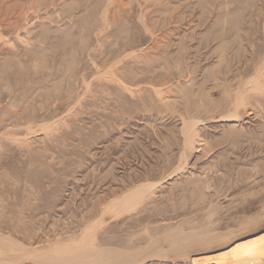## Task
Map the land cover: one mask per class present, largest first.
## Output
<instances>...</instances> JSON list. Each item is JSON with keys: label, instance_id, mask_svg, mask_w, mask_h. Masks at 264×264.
I'll return each instance as SVG.
<instances>
[{"label": "rangeland", "instance_id": "374dc122", "mask_svg": "<svg viewBox=\"0 0 264 264\" xmlns=\"http://www.w3.org/2000/svg\"><path fill=\"white\" fill-rule=\"evenodd\" d=\"M42 261L264 264V0H0V264Z\"/></svg>", "mask_w": 264, "mask_h": 264}, {"label": "bare ground", "instance_id": "6f19581e", "mask_svg": "<svg viewBox=\"0 0 264 264\" xmlns=\"http://www.w3.org/2000/svg\"><path fill=\"white\" fill-rule=\"evenodd\" d=\"M40 249H41V248H40ZM40 249H38V251H39V252H41V254H40V255H45V254H44V252H43V251H41L42 249H41V250H40ZM36 251H37V249H36ZM24 252H25V251H23V252H22V253L24 254V256H25V255H26V256H28V254H27V253H29V252H26V253H24ZM20 253H21V251H20ZM35 253H36V255H35V254H33V253H29V255L31 256V255L33 254V255L37 256V252H35ZM42 253H43V254H42ZM17 254H19V253H17ZM57 254H58V253H57ZM57 254H55V255H57ZM19 255H20V254H19ZM19 255H18V256H19ZM40 255H39V257L37 256V258H39V259H38V260H36V261H39V260H41L40 258H41L42 256H40ZM47 255H48V254H47ZM49 255H50V254H49ZM60 255H61V253H60ZM24 256H22V257H24ZM30 256H29V257H30ZM19 257H20V256H19ZM29 257H27V258L29 259ZM31 257H32V256H31ZM33 257H34V256H33ZM20 258H21V257H20ZM25 258H26V257H25ZM27 258H26V259H27ZM35 258H36V257H35ZM63 258H64V257H63ZM30 259H31V258H30ZM32 261H33V260H32ZM29 262H30V261H29ZM39 263H44V264H45V262H44V261H42V262H39Z\"/></svg>", "mask_w": 264, "mask_h": 264}]
</instances>
